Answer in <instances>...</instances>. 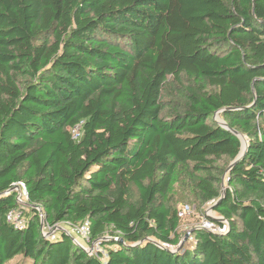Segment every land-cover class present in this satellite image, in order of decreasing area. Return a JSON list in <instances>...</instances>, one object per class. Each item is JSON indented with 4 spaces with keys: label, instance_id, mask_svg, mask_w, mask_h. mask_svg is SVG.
Wrapping results in <instances>:
<instances>
[{
    "label": "trees",
    "instance_id": "trees-1",
    "mask_svg": "<svg viewBox=\"0 0 264 264\" xmlns=\"http://www.w3.org/2000/svg\"><path fill=\"white\" fill-rule=\"evenodd\" d=\"M216 115L247 142L231 169L242 145ZM179 199L226 234L169 252ZM41 215L87 223L105 258ZM16 259L264 264V0H0V264Z\"/></svg>",
    "mask_w": 264,
    "mask_h": 264
},
{
    "label": "rangeland",
    "instance_id": "rangeland-1",
    "mask_svg": "<svg viewBox=\"0 0 264 264\" xmlns=\"http://www.w3.org/2000/svg\"><path fill=\"white\" fill-rule=\"evenodd\" d=\"M219 122H222L220 118L217 119ZM13 189H20L19 192H21V186H17L16 188ZM17 192V190H15ZM13 190V192H15ZM190 200H184V199H179L178 202V211L184 212V215L182 217H180V227H179V232L181 235H187L190 233L191 229L194 228H201L207 231H217V226L214 225L213 222L214 220L218 221L219 223L222 222V220L220 218H218L217 216H215L214 213H212L211 211V206H209L208 204L206 206H204L200 212L196 209V206L194 204L191 203H187ZM26 206V205H24ZM41 224H42V228L44 233H50L51 230L50 229H46V224H44L42 215H41ZM213 224V225H212ZM221 225V224H219ZM50 227V226H49ZM57 228V230L59 231H63L64 233H66L67 235H70L73 242L79 246L80 248L84 249V251L88 254H93L96 255L97 253H99L103 259L106 256V251L102 248H100V245L96 244V243H91L89 244L88 241H83L81 240L75 233L74 228L72 226H69L68 224H58L55 225L52 229L53 231L50 233L52 235H55L57 232L56 230H54V228ZM191 240L189 239L186 244H185V248H190L191 247ZM81 245H80V244ZM82 246V247H81ZM169 249H174V248H169ZM19 260L16 259L15 261H11L10 263L7 264H21V262H18Z\"/></svg>",
    "mask_w": 264,
    "mask_h": 264
},
{
    "label": "built area",
    "instance_id": "built-area-1",
    "mask_svg": "<svg viewBox=\"0 0 264 264\" xmlns=\"http://www.w3.org/2000/svg\"><path fill=\"white\" fill-rule=\"evenodd\" d=\"M72 133L74 134V137H77L78 136V129H75L72 131ZM17 186H21V192H19L18 189H13V188H16ZM15 191L17 190V192L15 191L16 193V202L19 206V209L22 211V208L25 207V203H26V200H27V193H26V188L25 186L22 184V183H17L15 185H13L12 187V190L11 191ZM19 209H17L16 211H12L10 212L8 215H7V221L11 224L14 225V228L16 229H23V227L25 226V221L23 220V218H21V212L18 211ZM184 215V212L181 211L179 212L178 216L179 217H182ZM41 217V216H40ZM221 219V218H220ZM222 220V219H221ZM217 221V220H216ZM218 222V221H217ZM213 223L214 225L217 226V231H209L211 233H216V234H221V235H224L226 234V232L228 231V225L225 221L222 220L221 225H218L216 224L215 222H211ZM212 224V225H213ZM69 225V224H68ZM70 226V225H69ZM43 227V226H42ZM53 228V227H52ZM51 227L47 226L46 225V229H50L51 232L53 231ZM74 228V231L76 233V235L80 238V239H85L87 240V236H88V226H87V223L83 224L82 226L80 227H73ZM54 230L57 231V228L55 227ZM50 232V233H51ZM50 233H44L43 231V228H42V234L44 237H50L53 239L54 238V235L50 234ZM77 244V243H76Z\"/></svg>",
    "mask_w": 264,
    "mask_h": 264
},
{
    "label": "water",
    "instance_id": "water-1",
    "mask_svg": "<svg viewBox=\"0 0 264 264\" xmlns=\"http://www.w3.org/2000/svg\"><path fill=\"white\" fill-rule=\"evenodd\" d=\"M217 119H218V116L216 115V116L214 117V120H215V121H216L221 127L225 128V129H228L231 133H233L234 135H236V136L240 139V142H241L242 147H244L243 149H242V147H241V150H240V153H239L238 157H237V158L234 160V162L230 165V168H229V169H231V167H232L233 165H235V164H236V163H237V162L243 157V155H244V153H245V151H246V148H247V142H246V140H245V138H244L243 136L239 135L237 132H235V131H233V130H230V129L226 126V124H225L224 122H219ZM223 196H224V191H223L222 197H223ZM211 211H212V207H211ZM188 240H189V234H187V235L184 236V238H183L182 241L178 244V246H177V248H176L175 250L169 249L168 251L171 252V253H176V252L180 251V250L182 249L183 245H184Z\"/></svg>",
    "mask_w": 264,
    "mask_h": 264
},
{
    "label": "bare ground",
    "instance_id": "bare-ground-1",
    "mask_svg": "<svg viewBox=\"0 0 264 264\" xmlns=\"http://www.w3.org/2000/svg\"><path fill=\"white\" fill-rule=\"evenodd\" d=\"M244 147H242V149H243Z\"/></svg>",
    "mask_w": 264,
    "mask_h": 264
}]
</instances>
